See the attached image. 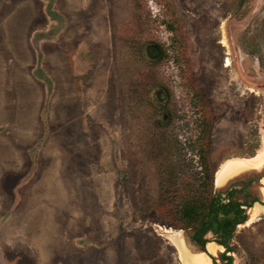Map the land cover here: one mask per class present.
<instances>
[{"label":"rangeland","instance_id":"374dc122","mask_svg":"<svg viewBox=\"0 0 264 264\" xmlns=\"http://www.w3.org/2000/svg\"><path fill=\"white\" fill-rule=\"evenodd\" d=\"M0 24V264H184L218 168L260 186L264 0H0ZM246 221L226 255L264 264Z\"/></svg>","mask_w":264,"mask_h":264},{"label":"trees","instance_id":"16d2710c","mask_svg":"<svg viewBox=\"0 0 264 264\" xmlns=\"http://www.w3.org/2000/svg\"><path fill=\"white\" fill-rule=\"evenodd\" d=\"M202 173L206 175V171L203 170ZM207 179L208 183L213 186L214 175L207 174ZM235 191L236 189L227 191L225 196L223 193H216L203 201L188 200V203L183 206L181 214L182 221L184 224L187 223L185 228H192L195 231L193 239L202 246L208 241L204 235L214 229L215 222H218L219 229H221V240L219 241L231 249L229 240L236 229V225L247 219L242 203L234 200ZM222 258L228 260L227 263L232 262V256L223 254Z\"/></svg>","mask_w":264,"mask_h":264},{"label":"bare ground","instance_id":"6f19581e","mask_svg":"<svg viewBox=\"0 0 264 264\" xmlns=\"http://www.w3.org/2000/svg\"><path fill=\"white\" fill-rule=\"evenodd\" d=\"M261 157H264V151L260 153V155L258 154L257 156H255L253 160L257 161V159L259 158L262 160ZM246 160L250 161V159ZM246 160H244V158H236L235 160L224 162V164H222L219 170L216 172L219 180L226 178V176H228V174L230 173L238 172L239 170L244 169L246 167ZM263 207V205L256 204V206L252 208V210L250 209L251 217L249 221L254 220V218L258 215V213H260ZM175 241L179 247L180 257L183 260L184 264H212L207 252H205L204 250L197 249L195 246H190L181 238H176ZM208 248L212 253L218 252V247L213 244L208 245Z\"/></svg>","mask_w":264,"mask_h":264},{"label":"flooded vegetation","instance_id":"af4514ba","mask_svg":"<svg viewBox=\"0 0 264 264\" xmlns=\"http://www.w3.org/2000/svg\"><path fill=\"white\" fill-rule=\"evenodd\" d=\"M264 175H262V176H260L259 177V181L261 180V178L263 177ZM243 184H245V182L243 183ZM236 189V191H235V193H234V196H235V194L236 193H239L240 195H238V197H234V200H237V201H239V202H241L242 203V208H244V214L247 216V218L248 219H246V220H249V215H250V211H249V208L251 209V208H253V206L256 204V203H259V204H261V205H264V204H262L261 203V197H260V195L258 194V193H255V192H253L252 190H250V189H248V186H247V184L245 185V186H243L242 188H238L235 184H229L225 189H222L221 191V193H223V195L225 196L226 195V193H227V191H234ZM243 191H245V193H243ZM226 201V200H225ZM256 206V205H255ZM254 206V207H255ZM249 211V212H248ZM245 220V221H246ZM244 221V222H245ZM244 222H241V223H238L237 225H236V228L240 225V224H242V223H244ZM247 222V221H246ZM235 231H236V229H235ZM235 231L233 232V234H232V236L230 237V240L234 237V234H235ZM209 233H212L213 235H214V239L213 238H211L210 236H208V234ZM195 234V231L193 230L192 231V239H193V235ZM206 238H208V241L206 242V244L204 245V246H202L199 242H197L196 240H194L195 242L194 243H196L197 245H199V249H202V250H204L205 252H207V254L209 253V251H208V249H207V247H208V244L209 243H211V244H214V242L215 243H217V244H219V245H221V246H223L224 248H226V250L225 251H223V252H221V251H219V253H221V255H223V254H226V252H228V251H232L233 250V247L230 245V242H229V245H230V247H231V249H228V247L225 245V244H222L219 240H221V229H219V223L218 222H215V224H214V229H212V230H210V231H208L205 235H204ZM229 240V241H230ZM223 248V249H224ZM223 259V258H222ZM224 260V264H233V258H232V262L231 263H227L228 262V260H226V259H223Z\"/></svg>","mask_w":264,"mask_h":264},{"label":"crops","instance_id":"0c3cea01","mask_svg":"<svg viewBox=\"0 0 264 264\" xmlns=\"http://www.w3.org/2000/svg\"><path fill=\"white\" fill-rule=\"evenodd\" d=\"M0 27H2V25L0 24ZM11 27V26H10ZM2 29V28H1ZM2 30H4V28L2 29ZM8 30V29H7ZM5 31V30H4ZM7 35V34H6ZM5 35V36H6ZM5 39V38H4ZM4 39H2V40H0V46H3V45H6L3 41H4ZM1 80H2V72H1V69H0V101L2 102V90H1ZM7 80V79H6ZM5 110V109H4ZM15 111V110H14ZM5 113L7 114V116H5V119H7L8 118V120H10V119H12V121H14V124H15V122H17V119H18V117L13 113L12 114V112L11 111H7V110H5ZM2 118H3V116H2V110H1V106H0V128H1V126H2V124H1V120H2ZM231 161V160H230ZM245 164H246V167L244 168V169H241V170H245V169H247V167H249L250 166V164H248V163H246L245 162ZM220 168V167H219ZM219 168H218V170H219ZM217 170V171H218ZM241 170H239L238 172H240ZM238 172H234V173H230V174H228V176H226V178H223L222 180H219V178H218V176L216 175V184H217V186H219V188L220 189H224V188H226L229 184H230V181H231V177L233 176V175H235L236 173H238ZM231 178V179H230ZM259 185L260 186H258V188H257V190H252L253 192H255V193H258L259 195H260V197L262 198V197H264V176L261 178V180L259 181ZM264 206V205H263ZM211 243H209V245H210Z\"/></svg>","mask_w":264,"mask_h":264}]
</instances>
